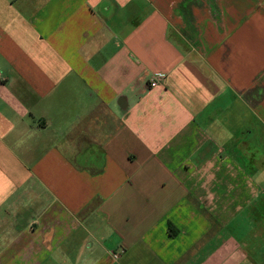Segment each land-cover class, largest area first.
<instances>
[{
  "label": "crops",
  "instance_id": "0c3cea01",
  "mask_svg": "<svg viewBox=\"0 0 264 264\" xmlns=\"http://www.w3.org/2000/svg\"><path fill=\"white\" fill-rule=\"evenodd\" d=\"M0 264H264V0H0Z\"/></svg>",
  "mask_w": 264,
  "mask_h": 264
},
{
  "label": "built area",
  "instance_id": "2783aa9c",
  "mask_svg": "<svg viewBox=\"0 0 264 264\" xmlns=\"http://www.w3.org/2000/svg\"><path fill=\"white\" fill-rule=\"evenodd\" d=\"M157 84L156 83H152V86H156ZM117 257V255H115Z\"/></svg>",
  "mask_w": 264,
  "mask_h": 264
}]
</instances>
